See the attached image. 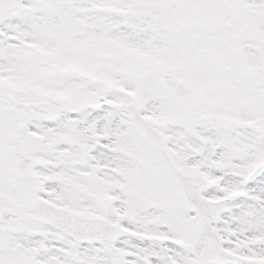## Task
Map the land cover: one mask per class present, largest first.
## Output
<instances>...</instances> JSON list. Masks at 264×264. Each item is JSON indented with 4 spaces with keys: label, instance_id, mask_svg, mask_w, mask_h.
Masks as SVG:
<instances>
[{
    "label": "snow or ice",
    "instance_id": "1",
    "mask_svg": "<svg viewBox=\"0 0 264 264\" xmlns=\"http://www.w3.org/2000/svg\"><path fill=\"white\" fill-rule=\"evenodd\" d=\"M0 264H264V0H0Z\"/></svg>",
    "mask_w": 264,
    "mask_h": 264
}]
</instances>
